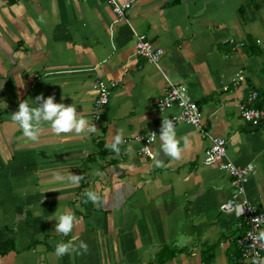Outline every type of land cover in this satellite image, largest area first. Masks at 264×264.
Returning <instances> with one entry per match:
<instances>
[{
	"label": "crops",
	"instance_id": "0c3cea01",
	"mask_svg": "<svg viewBox=\"0 0 264 264\" xmlns=\"http://www.w3.org/2000/svg\"><path fill=\"white\" fill-rule=\"evenodd\" d=\"M117 2L131 4L123 17L108 0H0V264H160L164 247L180 251L164 264H204L203 253L210 264H248L236 244L245 226L222 207L236 196L264 211V125L240 116L250 88L264 94V0ZM138 34L164 50L157 65L135 56ZM249 39L259 56L246 55ZM99 79L117 87L95 119ZM168 82L183 85L202 115V132L174 126L179 159L159 143L163 120L179 115L157 107ZM38 96L74 105L96 130L45 123L31 139L11 114ZM121 129L120 150L100 158L97 145L108 149ZM150 133L153 159L141 154ZM209 136L227 141L226 157L204 165ZM226 161L254 166L243 195ZM65 210L76 217L68 236L54 231ZM68 241L75 251L57 256Z\"/></svg>",
	"mask_w": 264,
	"mask_h": 264
},
{
	"label": "built area",
	"instance_id": "2783aa9c",
	"mask_svg": "<svg viewBox=\"0 0 264 264\" xmlns=\"http://www.w3.org/2000/svg\"><path fill=\"white\" fill-rule=\"evenodd\" d=\"M108 1L117 17H123L131 8L130 3L122 5L119 4L117 0ZM235 50L234 48L233 51ZM163 55L164 50L154 45L146 34L137 35L135 56L143 59L149 64L157 65L161 61ZM237 81L244 82L242 72L238 73ZM116 87V82H106L101 79L96 81V98L93 102L95 119H98L101 111L108 106L112 92ZM157 107L159 110L177 109L179 111V115L171 120L174 126L181 122H185L199 130L202 128L201 109L196 102L187 100L186 88L183 85H175L168 82L167 90L164 96L157 102ZM240 116L252 127L264 125V97L259 98L256 91L248 94L246 101L241 105ZM204 135L205 133H203V136ZM209 139L211 144L202 158V164L204 165L216 163L226 157L227 141L219 137L209 136ZM137 140H139V138ZM153 141V133H150L145 137V144L141 149V154L150 159L154 158L151 152ZM220 167L228 173L235 192L238 195H243L245 181L248 176L253 173L254 166L249 164L244 167H238L230 161H226L221 164ZM235 197L236 196L222 207V211L236 214L245 226V232L236 239V244L241 252V261L248 264H261L264 254V237L261 235L262 228L264 227V211L256 208L245 198H243L241 202H237Z\"/></svg>",
	"mask_w": 264,
	"mask_h": 264
},
{
	"label": "clouds",
	"instance_id": "9594fccd",
	"mask_svg": "<svg viewBox=\"0 0 264 264\" xmlns=\"http://www.w3.org/2000/svg\"><path fill=\"white\" fill-rule=\"evenodd\" d=\"M34 102L36 106H33L27 99L20 102L18 110L11 114L12 121L17 124L26 136L33 140L38 138L41 127L45 123L50 124L55 131L66 134L73 131L75 133H88L96 130L94 125H89L82 115L77 114V109L74 105L66 106L63 103H56L54 96H48L47 98L38 96ZM153 136L157 137L156 134H153ZM159 141L165 155L176 159L180 158L182 149L171 120H163ZM121 143H123V129L115 136L114 142L110 147L118 152ZM185 145H187L186 139ZM76 180L78 182L79 177H76ZM86 195L93 203H97L100 199L96 193L91 191L87 192ZM75 220V215L65 210L58 215L54 231L68 236L73 231ZM261 235L264 236V233ZM79 247L85 251L87 250V244L83 241L80 242ZM54 251L57 256H63L75 251V248L72 241L58 242Z\"/></svg>",
	"mask_w": 264,
	"mask_h": 264
},
{
	"label": "trees",
	"instance_id": "16d2710c",
	"mask_svg": "<svg viewBox=\"0 0 264 264\" xmlns=\"http://www.w3.org/2000/svg\"><path fill=\"white\" fill-rule=\"evenodd\" d=\"M233 46H229V48H231ZM219 50L222 52L223 51V46L219 45ZM245 53L247 56L251 57V56H259L261 54L260 50L258 48H256V44L254 41H252L251 39L248 40V45L245 47ZM256 91L259 95V98L264 97V94L260 91L255 90L254 88H250L247 91V96L248 94H250L251 92ZM208 98L205 99L203 102H207ZM98 148V156L100 158H105L106 156L112 155L114 153V150H112L111 147H109L108 149H105L102 143H99L97 145ZM94 159V158H93ZM213 247H210V251H212ZM180 251L176 248H169V247H164L163 249H161L160 252H158L156 254V258L159 260L160 264H164L165 262H167L168 260L173 259ZM203 256V263L204 264H210L212 261V255H210L209 257H207L205 255V253L202 254Z\"/></svg>",
	"mask_w": 264,
	"mask_h": 264
}]
</instances>
